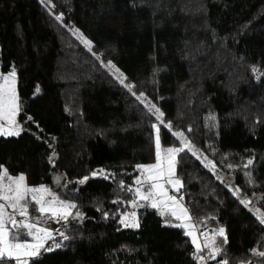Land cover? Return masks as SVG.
<instances>
[{"label":"trees","instance_id":"1","mask_svg":"<svg viewBox=\"0 0 264 264\" xmlns=\"http://www.w3.org/2000/svg\"><path fill=\"white\" fill-rule=\"evenodd\" d=\"M50 1L51 10L37 0H0V72L15 69L18 119L30 128L0 136V166L28 185H46L83 214L65 222L69 238L55 240L60 247L47 245L52 250L31 264H197L174 219L129 203L136 166L154 157L152 123L161 145L181 147L172 135L181 131L214 160L213 171L184 149L175 170L195 224L225 230L224 254L207 264H264L251 251H264L256 216L264 199H251L264 195V104H254L264 98V0ZM108 61L132 92L103 66ZM133 92L147 95L171 130ZM246 100L255 115L236 111ZM98 167L108 169L107 179L74 181ZM128 211L139 227L121 226Z\"/></svg>","mask_w":264,"mask_h":264},{"label":"snow or ice","instance_id":"2","mask_svg":"<svg viewBox=\"0 0 264 264\" xmlns=\"http://www.w3.org/2000/svg\"><path fill=\"white\" fill-rule=\"evenodd\" d=\"M55 18L58 21L62 19L59 15ZM73 32L78 34L81 42L89 51H92L91 41L86 39L82 33H79V30L73 29ZM96 58L101 59L99 55H96ZM104 66L114 70L113 75L116 76V79L132 92L134 86L125 84L127 78L111 61H108ZM252 71L255 73L258 72V69L253 67ZM15 76L16 72L13 69L8 75L0 77V81H2L0 82V135H19L21 130L15 119L20 111V104L15 91ZM133 95H136V93L133 92ZM136 99L144 104L149 114L155 116L156 121L171 130V122H164L163 112L155 104L147 101V97L143 92L136 96ZM5 122L8 125L7 127ZM151 128L155 135V163L136 166L137 170L141 172L142 178L137 177L135 181L137 187L134 189L127 187V191L133 195V199L129 203L133 208L145 207L150 204L152 208L157 210H160L161 206L168 209L167 213L160 211L159 214L170 216L172 219L179 221V223L172 226L184 229V235L191 239L194 246L192 255L197 264H202V261L206 259L203 255L206 249L208 250L207 259L216 260L217 257L224 254L222 244L227 243L224 228L212 229L209 233L200 232L199 236L204 237L203 244H200L196 235L198 225L191 223L190 210L183 203V196L168 195L169 189L165 186L166 184L171 186L176 193H179L183 187V183L176 175L175 170L177 167V154L184 151L185 147L197 159H201L203 154L180 131H173L172 135L181 141L183 147L164 148L161 145V128L157 123H152ZM188 131L190 132L191 129L189 128ZM204 161H207L206 156L202 159V162ZM252 163V160H248L245 167ZM209 165H211V161L205 164L206 167ZM211 167L214 171L215 165H211ZM229 167L232 166L229 165ZM97 174H104V170L99 169L97 172L92 173L93 176ZM246 175L249 177V183H252L250 173ZM105 178L107 179L108 176H105ZM88 179L89 177L85 176L79 183L83 184ZM120 186L122 189L126 187L123 182ZM230 190L234 196L239 197L240 189L230 188ZM140 201L144 203H139ZM113 203H120V201H113ZM240 203L245 207H249L252 201L247 197H243L240 198ZM30 206L35 212L39 213V216L33 217L31 215ZM75 208H77L76 204L60 199L46 185L29 186L23 174L13 176L6 168L0 166V264H4L5 260L14 261L15 264H31L32 259L41 254V250H52V248L46 247L48 241H52L55 247H60L61 245L55 242V234L58 232L64 240L69 237L60 230H49L45 225L49 219H55L57 222L67 221L73 215L71 210ZM82 215L79 211L75 212V217H82ZM256 216L258 222L264 225V213L256 212ZM125 217L135 222L126 223ZM135 218V211L126 213L121 216V223L124 227H139V222ZM218 237H223V240L219 241ZM251 251L253 256L264 257V251H258L255 248ZM217 264H229V261L227 259L217 260Z\"/></svg>","mask_w":264,"mask_h":264},{"label":"rangeland","instance_id":"3","mask_svg":"<svg viewBox=\"0 0 264 264\" xmlns=\"http://www.w3.org/2000/svg\"><path fill=\"white\" fill-rule=\"evenodd\" d=\"M41 5H43L44 7H46L48 10H51V8L54 6V4H53V2L52 1H50V0H37ZM73 27H72V31H73ZM75 35L78 37V34H76L75 33ZM79 39V38H78ZM80 40V39H79ZM80 42H81V40H80ZM82 43V42H81ZM83 44V43H82ZM84 45V44H83ZM84 47L85 48H87L85 45H84ZM88 49V48H87ZM234 59H235V57H233ZM238 62V60H235V62ZM108 62H104L103 63V66L104 65H106ZM105 67V66H104ZM112 75H113V72H114V70H110L109 68H107V67H105ZM11 71H8V72H4V73H1L0 72V77H3V76H5V75H8V73H10ZM230 74V73H229ZM117 75H118V73H117ZM115 78H116V76L115 75H113ZM0 82H2V81H0ZM15 84H16V81H15ZM15 91H16V89H15ZM140 93H138V94H136L135 96H138ZM145 95V94H144ZM146 97H147V95H145ZM147 101H149V98L147 97ZM151 102V101H150ZM152 103V102H151ZM153 104V103H152ZM253 104V103H252ZM254 104L256 105V108H257V105H262V104H264V98H262V96L260 95V96H258L256 99H255V101H254ZM255 105H251V102L250 101H243V106L242 107H236L237 108V110L236 111H238L239 112V114L241 113V114H244V112H246V110H248L250 113H249V115H255V113H256V108H254V110L253 109H251V107L253 108V107H255ZM249 109H251V110H249ZM248 115V116H249ZM15 119H16V121H17V123L19 124V126H20V133H22V132H24V131H29L30 130V128H29V126L27 125V124H25L24 122H21L19 119H18V114H17V116L15 117ZM160 124V123H159ZM160 125H162L163 127H164V125L163 124H160ZM5 126L7 127L8 125H7V123L5 122ZM167 129V128H166ZM181 132V131H180ZM185 135V134H184ZM0 136H4V137H6V136H8V135H0ZM12 136H14V135H12ZM185 137L187 138V140L188 141H190L191 142V144H193V142L189 139V137H187L186 135H185ZM152 141H153V149H154V157H153V160H151L150 162H148V163H145V164H140V165H146V164H151V163H155V143H154V141H155V135H154V131H153V139H152ZM179 142H180V146L181 147H183V145L181 144V141L179 140ZM194 145V144H193ZM195 146V148L196 149H198V151L200 152V150H199V148L196 146V145H194ZM162 147H164V148H167V147H172V146H163L162 145ZM185 150H187L190 154H192L186 147H185ZM201 153V152H200ZM194 156V155H193ZM195 158H196V156H194ZM203 157L204 156H202L201 157V159H197V160H199L203 165H205V164H207V162L208 161H211V165H213L214 164V160H207V161H204V162H202V159H203ZM211 165H209V166H207V168H210V169H212V167H211ZM99 169H103L104 170V174H97V175H95V176H93L92 175V173L93 172H97V170H99ZM108 174H109V171H108V169H105V168H101V167H98V168H95V169H92L91 171H89L85 176H87V177H89V179L90 178H105V176H108ZM17 175H20V174H17ZM17 175H13V176H17ZM85 176H83L81 179H83ZM109 177V176H108ZM137 177H141V172L139 171V170H137V168H136V173H135V175H134V177H133V179H132V181H131V184H130V187L131 188H135V187H137V185L135 184V181H136V179H137ZM142 178V177H141ZM223 178V177H222ZM57 179V181H58V183L59 184H61V185H65V184H67L68 183V180H67V178L66 177H63V179H62V177H57L56 178ZM81 179H78V180H74V181H76L77 183H79V181L81 180ZM223 179H226V177H224ZM229 183H230V179L228 178V180H227ZM29 186H33V185H29ZM34 186H40V185H34ZM166 187H168V189H169V191L171 190L174 194H180V192L179 193H176L174 190H172V188H171V186H169V185H165ZM49 188V187H48ZM181 190V189H180ZM53 191V190H52ZM169 191H168V195H169ZM139 203H144L143 201H140ZM149 206H150V204H149ZM157 210V209H156ZM9 211H11V209H9ZM29 211L31 212V215L33 216V217H36V216H39V213L38 212H35L33 209H32V207L30 206V208H29ZM72 211V213H73V215L72 216H70L69 218H68V220L69 219H72V218H74L75 217V214H74V212H73V209L71 210ZM158 211H164V212H168V209H166V208H164L163 206H161V208H160V210H158ZM131 212H133V211H128V212H126V213H131ZM125 213V214H126ZM124 215V214H123ZM122 216V215H121ZM121 216H120V219H119V222H120V224H121V226L122 227H124V225L121 223ZM19 218V217H18ZM136 219V218H135ZM67 220V221H68ZM67 221H63V220H61V221H59V222H57L55 219H49L48 220V222H47V224L45 225L46 227H48L49 228V230H62V228H63V225L65 224V222H67ZM176 221V220H175ZM125 222L126 223H134L135 221L134 220H132V219H130V218H128V217H125ZM176 223H179V221H176ZM191 223H193V224H195V222L193 221V219L191 220ZM195 225H197V224H195ZM130 228V227H129ZM218 228H221V227H213V228H204L202 225H200V224H198V227L196 228V235H197V237H198V242L200 243V244H203V242H204V237L203 236H200V238H199V236H198V234L200 233V232H204V233H209L210 232V230H212V229H218ZM190 239V238H189ZM202 241V243H201V241ZM190 241H191V239H190ZM51 244H54L52 241H51V243H50V246H51ZM46 247H49V246H47V244H46ZM42 251V250H41ZM205 253H206V255H205V257H206V259L205 260H207V250H205L204 251ZM204 254V253H203ZM204 260V261H205Z\"/></svg>","mask_w":264,"mask_h":264},{"label":"built area","instance_id":"4","mask_svg":"<svg viewBox=\"0 0 264 264\" xmlns=\"http://www.w3.org/2000/svg\"><path fill=\"white\" fill-rule=\"evenodd\" d=\"M169 195H174V196H177V197L180 196L179 194H174L171 190L169 191ZM55 240L61 241V240H63V237L60 236L59 233L57 232V233L55 234ZM50 243H51V241H48L47 245H49ZM203 255L205 256L206 253L204 252ZM205 263L207 264V260H205ZM13 264H15V262H13Z\"/></svg>","mask_w":264,"mask_h":264},{"label":"water","instance_id":"5","mask_svg":"<svg viewBox=\"0 0 264 264\" xmlns=\"http://www.w3.org/2000/svg\"><path fill=\"white\" fill-rule=\"evenodd\" d=\"M221 177H223L224 178V176L222 175ZM251 199H253V200H255V199H257V200H262V199H264V195L263 196H257V197H252Z\"/></svg>","mask_w":264,"mask_h":264},{"label":"crops","instance_id":"6","mask_svg":"<svg viewBox=\"0 0 264 264\" xmlns=\"http://www.w3.org/2000/svg\"><path fill=\"white\" fill-rule=\"evenodd\" d=\"M198 236H199V234H198ZM199 238H200V236H199ZM200 240V239H199ZM201 241V240H200ZM201 243H202V241H201Z\"/></svg>","mask_w":264,"mask_h":264}]
</instances>
